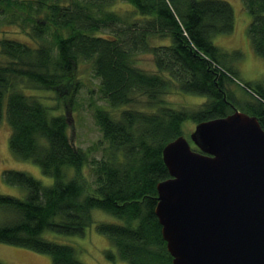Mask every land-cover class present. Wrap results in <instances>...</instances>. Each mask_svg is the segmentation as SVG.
<instances>
[{
    "label": "trees",
    "instance_id": "16d2710c",
    "mask_svg": "<svg viewBox=\"0 0 264 264\" xmlns=\"http://www.w3.org/2000/svg\"><path fill=\"white\" fill-rule=\"evenodd\" d=\"M115 1L0 0V27L16 24L31 40L0 37V116L10 126L9 147L53 179L44 184L25 171L3 170V179L26 194L0 193V242L48 254L51 264H84L71 245L43 232L83 234L94 208L121 220L96 225L114 248L108 258L172 264L154 213L156 185L169 177L162 148L183 135L186 119L223 117L239 104L230 88L235 72L212 41L234 29L229 2L123 0L130 8L119 12ZM242 4L253 50L264 57V0ZM139 53L152 56L155 71L137 66ZM81 61L90 64L110 107L92 113L104 143L100 158L74 146L68 134ZM242 84L253 98L243 110L264 129V90ZM30 89L52 93L54 104ZM173 90L206 100L196 110L175 108L163 97ZM141 97L144 106H134Z\"/></svg>",
    "mask_w": 264,
    "mask_h": 264
},
{
    "label": "water",
    "instance_id": "95a60500",
    "mask_svg": "<svg viewBox=\"0 0 264 264\" xmlns=\"http://www.w3.org/2000/svg\"><path fill=\"white\" fill-rule=\"evenodd\" d=\"M194 144L195 148L192 147ZM154 213L172 264H264V129L234 108L162 148Z\"/></svg>",
    "mask_w": 264,
    "mask_h": 264
},
{
    "label": "rangeland",
    "instance_id": "374dc122",
    "mask_svg": "<svg viewBox=\"0 0 264 264\" xmlns=\"http://www.w3.org/2000/svg\"><path fill=\"white\" fill-rule=\"evenodd\" d=\"M230 3L234 12V29L230 33L218 34L212 37V41L220 48L219 56L225 60L235 72L237 78L230 88L234 92L235 101L239 102L234 108L243 110V101H252L253 98L243 87V82L255 89L264 90V57L258 55L252 47L251 39L247 33L248 25L251 21L249 12L244 9L242 0H226ZM113 8L117 11H124L130 5L123 0H116ZM20 26L13 24L0 27V37H10L21 41H31L27 32ZM3 56L0 54V61ZM137 66L147 71H155L153 58L149 53H139ZM77 76L80 87L75 96V103L68 109V134L74 146L84 150H89V157L100 158L103 155V145L99 141L102 139L101 131L93 118V110L96 106H108V103L98 92V78L90 69L87 61L78 63ZM45 96V102L54 104L52 93L40 90H27ZM26 91V92H27ZM170 106L179 109L196 110L206 100L204 95L184 93L173 90L163 96ZM139 108L144 106V97ZM242 106V107H241ZM144 108V107H143ZM5 111V110H4ZM247 112V111H245ZM197 122L186 119L183 122V135L189 137ZM10 126L6 121L5 113L0 116V193L17 197H24L26 190L19 186L7 183L3 179V170L15 169L29 173L34 178L39 179L44 184H50L53 179L43 174L40 166L31 159L18 158L9 147ZM86 176L90 177V172L84 168ZM91 179V178H89ZM1 214V213H0ZM92 222L87 226L83 234H60L50 230L43 232V237L55 242L71 245L75 250L78 260L84 264H127L117 257L108 258L106 250L114 248L105 234L97 231L96 225L100 222H121L119 218L101 210L94 208L91 210ZM0 261L5 264H51L50 256L39 253L31 249L10 245L0 242Z\"/></svg>",
    "mask_w": 264,
    "mask_h": 264
}]
</instances>
